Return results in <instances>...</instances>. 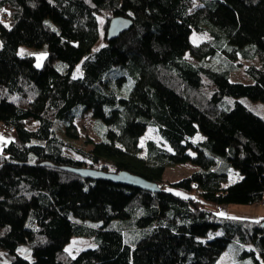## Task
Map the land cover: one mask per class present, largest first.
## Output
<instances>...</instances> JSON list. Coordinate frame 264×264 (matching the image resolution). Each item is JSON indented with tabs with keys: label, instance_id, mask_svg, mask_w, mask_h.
<instances>
[{
	"label": "trees",
	"instance_id": "16d2710c",
	"mask_svg": "<svg viewBox=\"0 0 264 264\" xmlns=\"http://www.w3.org/2000/svg\"><path fill=\"white\" fill-rule=\"evenodd\" d=\"M115 16L132 24L109 39ZM240 59L251 82L230 79ZM85 111L98 138L77 143ZM0 122V264H215L232 242L264 264V218L216 210L264 199V0H0ZM180 163L195 168L164 181ZM73 236L95 244L72 256Z\"/></svg>",
	"mask_w": 264,
	"mask_h": 264
},
{
	"label": "rangeland",
	"instance_id": "374dc122",
	"mask_svg": "<svg viewBox=\"0 0 264 264\" xmlns=\"http://www.w3.org/2000/svg\"><path fill=\"white\" fill-rule=\"evenodd\" d=\"M192 38L195 43H199L200 41L206 39V35L196 33L192 36ZM103 44H105V40L101 36L97 41V43L95 44L94 49L99 48ZM24 49L25 48L23 47L21 48V50ZM31 51H33V54L36 56V63L41 65L43 63L46 51L44 50L37 51L34 49H31ZM186 57L190 61L197 62V60L189 53L186 54ZM215 60L217 61V59ZM240 61L242 62V65H237L234 69L231 70L230 79L233 81L251 82L252 81L251 77L245 72V66L252 62L242 59H240ZM240 99L250 108L257 109L256 103L254 101L249 100L248 98L245 97H241ZM75 122L80 138L77 143H82L84 140L86 141V140H92L98 138L97 131L95 129L96 122L94 117L91 115L89 111L79 113L75 118ZM13 137H14L13 133L10 132L9 129L3 123L0 122V145L4 143L7 144ZM202 137L203 136L199 134L195 137V139L199 140ZM148 139H154L158 142L160 141L159 132L156 127L153 126L147 127L143 137L141 138V143L144 145ZM89 145L90 144H88V147ZM194 168L195 166L192 165L191 163H180L169 166L167 167L164 173L163 179L166 182L179 179L182 176H185L186 174L190 173ZM239 178H240V173L237 170L231 168L229 172V179L226 182V184L234 182ZM228 206L229 208L227 207V209L224 206H218L217 207L219 209L218 213H220V215L221 213H223L224 216L230 214V216L232 217L236 216V217L253 218L254 216L252 215L254 213H256L257 215V213L264 212L263 201H261L258 204H252V205L230 204ZM94 244H95L94 241L91 239H83L77 236H73L71 238V241L65 246V250L70 255L75 256L81 249L94 246ZM21 250L24 251L22 252ZM239 250L240 248L237 247V245L234 242H232L221 254V256L219 257V259L215 264H253L249 258L238 260ZM18 252L24 256H27L28 258H32L31 251L30 249H28V246L26 244L20 245L18 248Z\"/></svg>",
	"mask_w": 264,
	"mask_h": 264
},
{
	"label": "water",
	"instance_id": "95a60500",
	"mask_svg": "<svg viewBox=\"0 0 264 264\" xmlns=\"http://www.w3.org/2000/svg\"><path fill=\"white\" fill-rule=\"evenodd\" d=\"M132 24L130 18L123 16H115L110 20L108 29H107V37L109 39L118 36L124 30H127ZM80 175L85 177H91L95 179H108L114 182L123 183L143 189L155 190L158 191L160 189L158 183L151 182L146 180L145 178L132 174L127 171H118V172H108L104 170H96L89 168H68ZM264 225V220L261 223Z\"/></svg>",
	"mask_w": 264,
	"mask_h": 264
},
{
	"label": "crops",
	"instance_id": "0c3cea01",
	"mask_svg": "<svg viewBox=\"0 0 264 264\" xmlns=\"http://www.w3.org/2000/svg\"><path fill=\"white\" fill-rule=\"evenodd\" d=\"M219 206H224L226 209H227V207L229 208V206H225V205H219ZM247 207H249V206H247ZM218 211H219V209L217 208V213H218ZM218 214H220V213H218ZM228 215L230 216V214H228ZM252 216H254L253 218H264V212L257 213V215H256V213H254Z\"/></svg>",
	"mask_w": 264,
	"mask_h": 264
},
{
	"label": "snow or ice",
	"instance_id": "6c2138e0",
	"mask_svg": "<svg viewBox=\"0 0 264 264\" xmlns=\"http://www.w3.org/2000/svg\"><path fill=\"white\" fill-rule=\"evenodd\" d=\"M21 55H23L24 54V50H21V53H20ZM40 65L39 64H37V67H39ZM77 71H79V69L77 70ZM221 215H223V213H221ZM22 252L24 251V250H21Z\"/></svg>",
	"mask_w": 264,
	"mask_h": 264
},
{
	"label": "built area",
	"instance_id": "2783aa9c",
	"mask_svg": "<svg viewBox=\"0 0 264 264\" xmlns=\"http://www.w3.org/2000/svg\"><path fill=\"white\" fill-rule=\"evenodd\" d=\"M3 16H4V17H6V15H5V14H4ZM262 201H263V204H264V199H263Z\"/></svg>",
	"mask_w": 264,
	"mask_h": 264
}]
</instances>
